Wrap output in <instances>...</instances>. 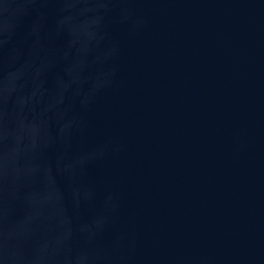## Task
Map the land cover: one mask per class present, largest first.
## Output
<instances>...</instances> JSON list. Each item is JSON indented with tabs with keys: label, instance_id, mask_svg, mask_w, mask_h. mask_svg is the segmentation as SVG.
I'll return each mask as SVG.
<instances>
[{
	"label": "water",
	"instance_id": "obj_1",
	"mask_svg": "<svg viewBox=\"0 0 264 264\" xmlns=\"http://www.w3.org/2000/svg\"><path fill=\"white\" fill-rule=\"evenodd\" d=\"M0 264H154L76 118L33 0H0Z\"/></svg>",
	"mask_w": 264,
	"mask_h": 264
}]
</instances>
